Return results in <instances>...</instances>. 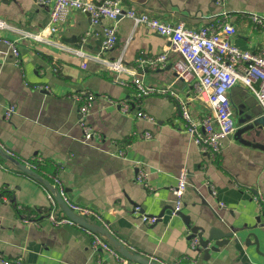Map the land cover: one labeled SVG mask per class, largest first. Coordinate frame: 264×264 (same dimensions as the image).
Returning a JSON list of instances; mask_svg holds the SVG:
<instances>
[{
	"label": "crops",
	"instance_id": "0c3cea01",
	"mask_svg": "<svg viewBox=\"0 0 264 264\" xmlns=\"http://www.w3.org/2000/svg\"><path fill=\"white\" fill-rule=\"evenodd\" d=\"M121 4L193 28L226 15L235 27L232 43L264 53V27L250 17L253 13L264 17V0H121ZM0 18L8 24L0 35L14 39L19 50L16 62L0 39L4 149L21 161L39 157L47 170L37 172L50 182L48 173L58 167L66 196L101 216L85 218L106 227L138 253L167 263L187 256L181 264H190V259L194 264H264V210L252 196H264V113L251 89L238 83L228 90L235 128L222 140L218 157L211 159L186 132L178 112L175 95L186 100L194 119L207 107L192 92L191 78H176L172 65L176 54L170 52L166 63L156 68L147 62L168 44L165 36L123 17L117 23L113 48L103 50L105 21L91 24L86 13L70 9L49 41H36L24 33L49 21V8L36 0H0ZM119 55L144 83L166 87L175 95L154 93L134 100L133 87L117 82L102 61ZM78 91L95 95L86 121L100 140L83 139L79 101L73 98ZM127 98L130 108L125 112L113 102ZM9 103L16 105V111L5 118ZM138 110L154 120L138 117ZM258 118L262 121L246 127ZM140 168L146 174L145 185L136 179ZM183 168L187 184L180 213L171 214L170 187ZM2 194L8 200H0V264L16 257L22 264H94L97 257L106 264H140L121 254L124 259L93 251L91 234L83 226L49 221L47 189L0 157ZM54 210L63 213L57 202ZM141 212L160 217L148 223ZM185 215L190 225L204 226L205 233L212 226L232 232L230 241L204 257L202 250L190 247ZM25 217L32 221H24Z\"/></svg>",
	"mask_w": 264,
	"mask_h": 264
},
{
	"label": "built area",
	"instance_id": "2783aa9c",
	"mask_svg": "<svg viewBox=\"0 0 264 264\" xmlns=\"http://www.w3.org/2000/svg\"><path fill=\"white\" fill-rule=\"evenodd\" d=\"M40 5L49 8V21L42 28L25 32L24 36L33 38L36 41H49L57 30V25L64 20L70 9H78L89 16L91 24H98L105 21L102 25L103 38L101 47L103 50L113 48L117 40V23L123 17L132 19L134 24H141L153 31L165 36L168 44L163 47L162 51L156 56L148 58L147 62L152 68L164 65L167 61L169 53H175L173 60V68L176 78L189 77L192 79V92L199 97L206 105L207 110L204 111L199 119H194L186 100L175 95L166 87L156 88L147 85L142 78L133 74L124 64L122 55L114 59L103 58L108 69L114 75L115 80L119 83L130 85L134 89V100L143 95L149 94H172L175 95L178 103V112L184 122L186 132L193 139L198 148L209 155L211 159H216L221 151L222 140L228 136L235 128L233 111L228 97V90L236 85L241 84L252 90L258 103L264 113V53L255 52L246 49H240L231 41V37L235 32L232 22L226 19V15H217L212 17L210 21L199 27L193 28L185 25L183 21L177 23H169L158 17L152 16L146 12H138L133 8H125L121 4V0H36ZM250 17L256 25L264 27V17L256 14H250ZM8 27L7 22L0 18V30ZM0 39L10 48L14 60L18 61L19 50L18 43L11 38L1 36ZM75 52L83 54L81 49H75ZM82 66H86V62H82ZM130 73V78L123 79L120 74ZM95 95L92 92L78 91L73 94V98L79 101L78 107V123L83 131L84 140H100L101 135L95 131L86 121L91 101ZM132 100V99H131ZM113 101V100H112ZM119 104L122 111H128L130 108V99L113 101ZM16 111V105L9 103L4 108L3 116L11 117ZM138 117H144L148 120L154 118L142 110L136 112ZM145 137H149L148 131L144 132ZM0 146L2 144L0 143ZM3 147V146H2ZM8 153H12L5 149ZM35 161H41L39 157H34L23 162L34 169ZM51 183L55 185L63 200L77 214L86 217L93 216L101 219L99 213L89 206L71 201L65 194L56 172L48 173ZM145 171L140 168L137 171L136 179L144 185ZM187 184V170L181 169L177 176V181L170 187L174 195V204L171 208V214H176L181 209L183 191ZM254 200L260 208L264 210V196L261 193H254ZM47 197L50 207L46 212V217L55 225L62 223L74 224L75 222L67 217L64 213L60 215L54 210L56 201L47 190ZM0 200L7 201L5 195H0ZM135 205L134 209L139 210ZM141 219L148 223H154L158 220V215H148L141 212ZM32 221L29 217H25L24 221ZM91 234L90 247L93 251L99 253L106 251L111 253L117 259H124L111 244H109L100 234L87 229ZM189 244L192 249L198 245V237L196 235L189 237ZM162 264H181L183 259H189L187 256L174 260L170 263L161 261L156 257L148 256ZM4 264H22L20 257L14 260L5 259ZM190 264H194V259H190ZM94 264H106L101 257H97Z\"/></svg>",
	"mask_w": 264,
	"mask_h": 264
},
{
	"label": "water",
	"instance_id": "95a60500",
	"mask_svg": "<svg viewBox=\"0 0 264 264\" xmlns=\"http://www.w3.org/2000/svg\"><path fill=\"white\" fill-rule=\"evenodd\" d=\"M256 121H262V118L253 120L247 124V128L253 127ZM0 157L13 163L18 169L39 181L50 193H52L55 201L59 205L63 213L72 219L76 224L85 227L93 232L100 234L112 247L120 253L123 257L137 261L140 264H162L154 259L149 258L141 253H138L128 248L118 237L112 234L106 227L90 221L85 217L75 213L63 200L58 188L53 185L48 179L40 175L36 170L26 165L23 161L17 159L8 153L2 146H0ZM180 213V211H178ZM160 217V216H159ZM184 222L190 227V236L196 235L198 237V245L194 250L203 251L204 257H209L211 252H217L221 247L230 241L232 232L222 231L215 226H212L205 233V227L200 225H190L189 218L183 217Z\"/></svg>",
	"mask_w": 264,
	"mask_h": 264
},
{
	"label": "trees",
	"instance_id": "16d2710c",
	"mask_svg": "<svg viewBox=\"0 0 264 264\" xmlns=\"http://www.w3.org/2000/svg\"><path fill=\"white\" fill-rule=\"evenodd\" d=\"M36 162V167H34V170H36V171H39L40 172V170H41V168L42 169H44V170H47L45 167V164H43V161L41 160V161H35ZM57 168L58 167H56L55 165H54V167L51 169V172L53 173V172H56L57 171ZM2 191V193H5L6 191L5 190H1Z\"/></svg>",
	"mask_w": 264,
	"mask_h": 264
}]
</instances>
